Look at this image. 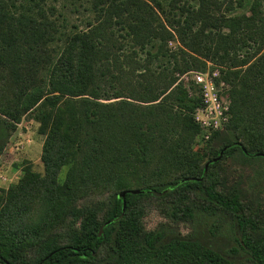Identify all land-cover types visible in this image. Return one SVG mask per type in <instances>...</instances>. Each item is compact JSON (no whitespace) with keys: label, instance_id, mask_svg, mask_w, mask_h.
I'll return each instance as SVG.
<instances>
[{"label":"trees","instance_id":"obj_1","mask_svg":"<svg viewBox=\"0 0 264 264\" xmlns=\"http://www.w3.org/2000/svg\"><path fill=\"white\" fill-rule=\"evenodd\" d=\"M228 1L199 0L172 14L159 0H98L89 30L70 33L55 55L57 25L44 9L0 0V157L30 113L46 136L45 177L27 171L2 203L0 264H237L201 243L148 231L143 208L152 201L169 203L172 219H192L196 209L228 216L249 262L264 264V235L252 237L257 222L237 192L216 183L215 169L236 152L264 163V0L241 15L226 14L235 9ZM117 25L129 31V55ZM153 41L160 46L137 61V48ZM160 56L173 70L150 68ZM205 61L221 68L232 118L203 164L193 147L200 89L181 77L205 70ZM107 82L118 88L106 101H119L103 103ZM85 196L107 198L93 208L82 205Z\"/></svg>","mask_w":264,"mask_h":264},{"label":"rangeland","instance_id":"obj_2","mask_svg":"<svg viewBox=\"0 0 264 264\" xmlns=\"http://www.w3.org/2000/svg\"><path fill=\"white\" fill-rule=\"evenodd\" d=\"M163 8L172 14L179 13L181 7L184 6H199V0H159ZM224 3V7L229 3L228 0H220ZM253 0H243V7H238L236 3L239 0H233L235 3L234 10L227 12L230 15H241L250 7ZM16 9L19 11L27 10L28 8H42L47 13L50 20L55 21L57 30L54 35V42L51 47L54 54H58L64 46L67 36L72 32H84L89 30V24L94 23L99 16L101 5L98 0H15ZM175 4V5H174ZM189 4V5H188ZM173 6V7H172ZM176 7V9H174ZM225 10V8H223ZM226 11V10H225ZM114 32L125 45V54L131 53L132 42L131 38L126 36L129 32L123 29L122 26H114ZM160 42L153 41L150 45H146L145 51L140 47L137 48L139 57L137 61L145 62L147 59V51H154V48ZM160 46V45H158ZM180 44L171 41L168 48L177 52ZM158 49V48H157ZM165 51H169L164 48ZM171 54V52H169ZM169 58V57H168ZM179 58V63L182 65V60ZM172 60L159 57L153 59L151 69L156 72L162 71L164 68L170 67L173 70ZM207 67L199 72H219L218 83L225 84L224 96L228 98L230 103V121L232 102L229 98L227 83L221 79V68L213 65L211 61H205ZM127 67V65H126ZM45 71L42 72L41 78L45 77ZM191 73V72H190ZM188 73V74H190ZM194 73V72H192ZM168 74V73H167ZM181 77L184 82H192V76L189 75V80H186V75ZM185 77V78H184ZM110 82L103 84V103H112L119 100L106 101V98L113 97L115 90ZM195 113V112H194ZM37 112L26 115L20 124L11 131L10 139L4 153L0 157V211L4 198L7 197L10 190L16 188L25 178L27 171L32 174L45 177V167L42 161L46 136L40 134V123L38 121ZM196 123V122H195ZM230 123V122H229ZM197 125V124H196ZM200 128V127H199ZM213 133L206 137L200 130V134L194 144V161L202 160L206 163L214 152L220 148L223 142V136L213 141L215 134ZM67 166L63 168L60 175V183L64 184L67 173ZM216 183L219 189L224 192L233 191L240 195L241 201L245 207L247 215L251 216L257 222V231L253 233V238H260L264 235V163L257 159H245L239 152H236L232 157H229L223 164L216 168ZM107 196H85L82 200V205L97 208L100 206ZM81 200V199H79ZM169 203H157L155 201L145 204L143 223L148 231H159L164 235L165 239H185L201 243L215 250L221 251L225 257L231 259L237 264H251L249 255L241 249L239 234L232 225V220L224 214H212L201 210H194V217L180 219H172L166 215L164 211ZM171 207V206H170ZM37 218L34 216L33 222Z\"/></svg>","mask_w":264,"mask_h":264},{"label":"built area","instance_id":"obj_3","mask_svg":"<svg viewBox=\"0 0 264 264\" xmlns=\"http://www.w3.org/2000/svg\"><path fill=\"white\" fill-rule=\"evenodd\" d=\"M189 75L192 76L193 83L199 87L201 95V104L195 110L194 120L209 138L213 133L224 130L230 122V103L224 96L225 84L218 83V71L191 72L185 76L187 81Z\"/></svg>","mask_w":264,"mask_h":264},{"label":"water","instance_id":"obj_4","mask_svg":"<svg viewBox=\"0 0 264 264\" xmlns=\"http://www.w3.org/2000/svg\"><path fill=\"white\" fill-rule=\"evenodd\" d=\"M259 156H262V155H259ZM219 159H220V158H219ZM132 193H135V194H136V193H138V192H135V191H134V192H132ZM157 195H159V194H157ZM121 196H122L123 198H125V196H126V192H125V193H122Z\"/></svg>","mask_w":264,"mask_h":264}]
</instances>
